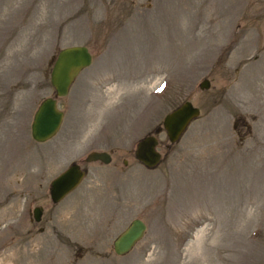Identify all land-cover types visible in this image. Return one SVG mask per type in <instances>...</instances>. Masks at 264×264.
<instances>
[{"label": "rangeland", "instance_id": "374dc122", "mask_svg": "<svg viewBox=\"0 0 264 264\" xmlns=\"http://www.w3.org/2000/svg\"><path fill=\"white\" fill-rule=\"evenodd\" d=\"M76 43L93 60L35 141L55 54ZM185 99L199 115L170 141ZM147 133L151 167L133 154ZM72 162L81 182L51 201ZM133 217L145 233L116 254ZM0 264H264V0H0Z\"/></svg>", "mask_w": 264, "mask_h": 264}, {"label": "water", "instance_id": "95a60500", "mask_svg": "<svg viewBox=\"0 0 264 264\" xmlns=\"http://www.w3.org/2000/svg\"><path fill=\"white\" fill-rule=\"evenodd\" d=\"M90 53L86 45H78L76 43L61 47L55 54L49 75L55 94L52 97H43L34 109L33 117L30 121L31 126L29 127L33 140L44 142V140L53 137L57 132L63 121L64 111L58 107L56 97H62V95L67 94L74 77L92 62L93 57ZM199 85L205 89L209 86V82L206 78L201 79ZM199 109L190 100L185 99L175 109L166 112L161 123L165 129V135L168 136L170 141H177L183 130L187 129L189 121L199 115ZM157 141V136L148 133L136 142V149L133 154L145 167L157 165L161 159L160 152L156 146ZM84 160H101L107 164L111 160L110 152L107 150H92L88 152ZM84 174L85 170L78 162H72L65 169H62L56 177H52L49 181L50 200L57 203L62 197L67 196L81 182L80 180ZM41 208V206L37 205V207L34 206L32 209V214H34L36 221L40 218ZM145 227L146 222L143 219L138 217L131 218L130 223L112 239V250L119 255L129 250L131 251L132 246L141 240V236L146 230Z\"/></svg>", "mask_w": 264, "mask_h": 264}, {"label": "flooded vegetation", "instance_id": "af4514ba", "mask_svg": "<svg viewBox=\"0 0 264 264\" xmlns=\"http://www.w3.org/2000/svg\"><path fill=\"white\" fill-rule=\"evenodd\" d=\"M41 211H42V209H41ZM29 212V211H28ZM30 214H32V209H31V212H30ZM33 216H34V214H32Z\"/></svg>", "mask_w": 264, "mask_h": 264}]
</instances>
